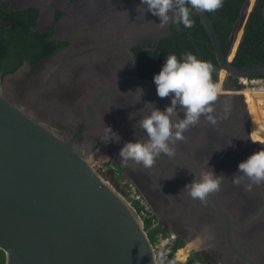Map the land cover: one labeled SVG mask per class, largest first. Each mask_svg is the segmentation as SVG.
Masks as SVG:
<instances>
[{"label": "water", "instance_id": "95a60500", "mask_svg": "<svg viewBox=\"0 0 264 264\" xmlns=\"http://www.w3.org/2000/svg\"><path fill=\"white\" fill-rule=\"evenodd\" d=\"M254 2H244L238 18V22L243 21L241 35L233 49L236 32L233 34L226 54L207 12L193 10L209 36L219 63L217 74L220 69L238 76L264 74V60L239 65L232 62ZM132 3L133 0L123 10L118 36L121 54L117 59L125 60L127 66L114 67L122 71L114 86L103 88L88 99L84 112L90 117L86 122H75L69 132L40 113L43 108L46 112L51 111L56 98H45L37 90L11 94V84L0 86V249L4 252V264H157L150 236L137 210L114 183L108 182L99 173L96 162L88 159L78 141V135L83 131L91 134V130L103 125L96 123L93 108L102 96L121 87L123 79L135 82L136 89L143 88L144 93H157L154 79L139 74L138 59L127 38V29L131 28ZM147 15L151 21V15L144 14ZM136 28L141 32L150 26L143 21ZM150 29L155 30L156 24ZM167 33L168 30H165L162 34ZM87 72L96 78L93 72ZM84 82L83 78L79 83ZM221 86L238 89L237 84L228 86L221 82ZM134 93L136 96L139 94L135 90ZM228 96L241 99L243 93L231 92ZM159 105V109L164 111L171 105V96L163 98ZM178 115L184 118L182 111H178ZM212 115L222 116L224 112L214 108ZM246 115L247 112L244 124L248 133ZM205 118L201 116L198 124L183 133V148L188 147V150H181L177 141L172 145L174 155L161 154L156 161L162 159L186 166L196 173L191 174L193 179H199V170L205 171L208 165L219 163L218 175L223 174L226 177L224 180L231 181L230 187H233L232 177L238 173L239 163L250 155L234 165L230 156L237 155L241 150L227 146L202 153V158L193 157L192 145L186 144H193L207 134ZM243 130L244 126L242 132L237 131L233 141L242 139L238 135L243 134ZM223 157L229 163L221 160ZM248 183L245 178L238 185L241 191L236 197L214 192L201 201V207L205 205L211 209L209 226L213 225L220 246L229 253L225 256V264H264V243H259L256 251L249 249L251 242L240 241L243 232L264 212V183L253 185L251 191L246 190ZM257 191L263 195L262 201L255 203V208H245L243 205L252 202ZM205 227H201L202 236L208 235V231L203 229ZM196 233L185 236V239L193 235L198 237ZM205 245L199 243L195 246L194 255Z\"/></svg>", "mask_w": 264, "mask_h": 264}, {"label": "flooded vegetation", "instance_id": "af4514ba", "mask_svg": "<svg viewBox=\"0 0 264 264\" xmlns=\"http://www.w3.org/2000/svg\"><path fill=\"white\" fill-rule=\"evenodd\" d=\"M0 1L6 3L4 6H0V10L4 9L5 11H14L15 13L22 10L23 12H20V14L26 13L29 17H33L32 19L36 28L43 33L46 32V38L41 39L40 43H35L36 46H38L34 55L36 56L35 58H37V61L33 62L27 57L22 58L21 61H19L20 63L18 66L13 71L6 72L3 76H0V86L11 84V94H14L15 92H18V94H24L36 90L37 86H45L50 83L53 85L62 84V86H64V84H69L71 92L66 96L65 100L52 96L53 98H56L54 104H58V102H60L63 104V107L58 104V108H51V111L48 110V112H46V109L43 108L40 110V113L44 114L46 117L50 118L63 128H66L69 132L72 130V125H74L75 122H86L89 120L90 116L84 112V107L86 106L88 99L91 98L97 91L114 86L119 74L122 73V71L119 69L116 71V74L112 75V68L114 69L116 66L120 68L121 66H127V62L125 60L117 59V56H119L120 53L119 51L106 53L98 50V48L102 45L104 46V43L109 40L111 42L115 41L113 43L118 44L120 47L118 36L123 17V10H126L132 0ZM245 1L246 0L243 1L227 37L228 40H231L230 42H232L233 34L237 32L239 26L243 23V21L238 22V18L242 13ZM260 3L263 4L260 12L264 21V0H255L251 12L254 7ZM131 9V21L129 22L131 28L127 29V34L132 32L134 36L133 34L131 36L128 35L127 38L129 39L130 45L136 56H138V53L141 52V49L145 50L155 48V45L159 42L160 38L171 33V28L174 25L176 27H179L180 25L175 23L173 19H170L167 25L160 27L159 17L154 16L151 12H148L146 5L141 4V0H133ZM109 11L117 17L114 29H110L107 33H103V31L92 28L95 25L92 22L97 21L98 18L99 20L103 19L107 16L104 12L108 13ZM144 14L151 15V21L148 20V15L144 16ZM192 14L195 13L192 12ZM169 15L172 17L173 13L170 12ZM114 20H116V18H114ZM143 21L147 23L150 28L155 23L156 31L149 28L139 32L136 27L141 25ZM197 24L198 26H202L198 16ZM181 25L183 24L181 23ZM202 29H204L203 26ZM165 30H168V33L163 35L162 33ZM23 35L26 34L23 33ZM48 43L51 44L53 50L49 54L43 55L45 51L44 48L48 46ZM80 52H87L89 55L93 56L94 59L86 62L85 64L73 62L72 58H77ZM8 66H10V64H8ZM86 67H88L87 71H91L97 75L96 78L92 79L95 83L94 88L92 91H89L87 87L88 96H86L87 99L83 102V104L78 106L73 105L72 107L67 108V101H69L71 97H74L76 93L79 95V91L81 92L83 88H85V84L77 83L71 80H77L80 76L79 72ZM139 74L144 77L153 78V76H148L147 74L142 73L140 69ZM218 75L219 73L217 74V79ZM257 75L264 76V74ZM219 78L220 80L218 84L220 85V90L223 92L220 91L218 96H221V98L214 102L213 108L221 109L224 112V115H213L217 120L215 125L211 124L205 118L206 127L204 129L207 134L205 133V136L202 139L195 140L193 144L186 145H192L193 157L201 158L204 157L202 153H211L212 150L216 151V149L220 147L230 146L240 148L241 152L237 155L232 154V156H230L233 164L235 165L236 161L244 159L247 155H251L256 151L264 149V117L261 119L252 117L250 105H248L249 103L247 104L248 101L243 93V89H227L226 91H234L241 94L243 93L246 104L243 98L240 99L234 96H228L231 92H226L221 87L222 81V83L225 82L228 86L235 85L238 75L225 71L224 74L220 73ZM10 79H13L14 83L11 82ZM127 80L128 79H123L124 83L122 82L123 84L121 87L105 94L99 99V102L101 100L108 102L113 99H109L107 97L110 96L112 98L115 95H119L117 96L116 101H114L121 110L120 114H117L116 110L113 113H110L109 111L107 112L105 110V105L102 109H99L102 104L99 102L95 109L93 108L96 116V123H101L103 125L91 130V134L83 131L80 135H78V141L81 143L83 152L87 155L88 153H92L91 151L93 150H99L101 153L107 154L108 156L104 164H110L113 166H109L112 175L115 177V173L119 172L123 176L131 179L135 183L138 190L146 196L154 213L158 217L161 228L164 230H173L177 235L178 241L182 240L187 244L196 236L194 237L193 235L190 239H185V236H191V234L196 232L201 234L203 233L201 227L206 226L203 229L208 231L209 236L206 235V237H203L205 242H207L205 246H201V250L198 254L205 256L215 264H225L227 259L225 256H228L229 253L222 247V245L220 246L218 234L215 232L213 225L209 226V224H211L209 221L211 218L209 215L211 209H208L205 205L201 207V201L199 199H192L186 190L182 191L186 184L193 181V178L189 173V168L169 163L168 161H164L162 159L157 160L151 168H145L142 165L136 166L131 162H129V166L121 164L119 152L123 145L126 142H135L139 138L146 139V132L138 127H135L139 120L142 119V115L148 114L151 109V106L145 105V103L152 102L155 107H157L163 99L160 98L157 93H144L140 100L139 94L136 96L134 93V90L136 91L135 82ZM70 83L73 87H70ZM124 84H126V86H124ZM65 95L66 94L64 93L62 96L64 97ZM253 102L255 101L252 100L251 103ZM257 105L258 108L263 111L264 116V102L261 101V103H257ZM246 106L249 110L248 117L246 116L248 121V133L245 125V112L247 111ZM130 114H135L132 119H129ZM70 117H72V119H70ZM237 118V123H235L234 119ZM231 121L233 122L232 126L234 129L230 126ZM106 126L111 127V129L119 135V141L111 140L105 143V141L102 140L105 137ZM243 126V134L238 135V137L242 139L233 141L234 136L237 137L236 132H242ZM97 129L98 131L95 132ZM178 142L181 150L189 149L188 147L183 148L182 140ZM212 144L216 147H211ZM221 160H224L225 163H229V161L225 160L224 157L223 159L221 158ZM218 168L219 163L208 165L207 168H205V171L213 170L218 175V172H220ZM222 188L223 182L220 186V190L218 191L219 194H221ZM235 189L241 191V188L238 185ZM168 195L173 197H166ZM262 197L263 195L259 191L255 192L253 201L249 202L251 208H255L257 202L262 201ZM251 230L258 231L257 233L261 235L259 240L264 241V212L254 222H252L251 226H249V229L246 231H248V234H251ZM245 242L250 241H243V243ZM189 248L190 254L191 252L194 253L195 246H190ZM249 249L257 251L259 249V243L255 242L252 245L250 243ZM260 251L261 250L258 252Z\"/></svg>", "mask_w": 264, "mask_h": 264}, {"label": "clouds", "instance_id": "9594fccd", "mask_svg": "<svg viewBox=\"0 0 264 264\" xmlns=\"http://www.w3.org/2000/svg\"><path fill=\"white\" fill-rule=\"evenodd\" d=\"M141 4L146 5L148 12L159 17L160 27H164L173 19L177 24L182 23L185 28H192L195 26L191 18L193 10L216 12L223 7L224 0H141ZM170 12L173 13L172 17L169 15ZM214 71L211 62L198 59L191 52H185L182 59H178L175 54H168L160 72L154 75L153 79L157 95L160 98L171 96V105L161 111L152 102L145 103L150 105L151 109L148 114L142 115V119L135 127L146 132V139L139 138L135 142H126L119 152L121 164L129 166L131 162L136 166L151 168L161 154L174 155L175 149L172 145L183 140V133L198 124L201 116H205L215 125L217 120L212 115L213 104L218 99L220 85L212 79ZM236 84L240 89L238 81ZM135 92L139 93L141 100L144 95L143 88L138 87ZM178 111L183 112L184 118L179 117ZM134 115L130 114L129 119ZM119 139V135L111 127L106 126L105 137L102 140L107 143ZM189 173L196 175L193 171ZM198 175L199 179H193L182 191L186 190L192 199H199L202 202L211 193L218 192L226 178L223 174L217 175L213 170H199ZM245 178L249 181L246 185L248 191H251L253 185L264 183V149L254 152L239 163L238 173L232 177L233 183L239 185ZM169 196L171 195L166 197Z\"/></svg>", "mask_w": 264, "mask_h": 264}, {"label": "trees", "instance_id": "16d2710c", "mask_svg": "<svg viewBox=\"0 0 264 264\" xmlns=\"http://www.w3.org/2000/svg\"><path fill=\"white\" fill-rule=\"evenodd\" d=\"M243 1L244 0H224L222 8L216 12H207L208 16L212 19L222 50L225 54L231 46V40H228L227 37ZM253 1L254 0H249L251 4ZM5 4V2L0 1V6H4ZM262 6L263 4L261 3L257 4L249 15L242 38L232 60L234 64L239 65L246 62L264 60V21L260 12ZM20 12L23 11L20 10L15 13L14 11L0 10V14H2L0 15V76H3L6 72L13 71L20 63L19 61L24 57H27L33 62L37 61V58H35L36 56L34 55L38 46H36L35 43H40L41 39L46 38V32L43 33L36 28L32 19L33 17H29L26 13L20 14ZM191 18L194 20V27L185 28L181 24L179 27L174 25L171 28V33L160 38L159 42L155 45V48L141 49V52L138 53L137 59L139 69L142 73L154 77V75L160 72L168 54H175L178 59H182L185 52H191L196 55L198 59L209 61L213 64L215 71L212 73V79L214 82H217V69L219 68V63L215 56L209 36L206 31L202 29V26H198L197 16L192 14ZM23 33L26 35H23ZM240 34L241 27H239L236 32L233 48L235 47ZM44 50L43 55H47L53 50V47L48 43V46H46ZM8 64H10V66H8ZM220 73L221 69L219 75ZM87 87L85 91L88 92V89L89 91L92 90V88L88 87L87 89ZM262 90H264V88H262ZM243 93L250 105L252 117L256 119L263 118V111L258 108L257 103H261V101L264 102V92L249 91L245 89ZM83 100H85V97ZM252 100L255 102L251 103ZM81 102L80 100H77L73 105L78 106ZM73 105L72 102H68L67 108L72 107ZM147 227L148 225L145 223V228ZM158 230H160L158 227L150 228L148 230L151 239ZM200 238L202 239L203 236H200L199 239ZM180 242H182V240H180ZM190 246H197L194 240L188 242L186 247L179 249L178 258L182 257L183 259V254ZM0 264H4V252L1 249ZM179 264L215 263L207 259L205 256L200 254L195 256L194 253L191 252L187 260L184 263Z\"/></svg>", "mask_w": 264, "mask_h": 264}, {"label": "rangeland", "instance_id": "374dc122", "mask_svg": "<svg viewBox=\"0 0 264 264\" xmlns=\"http://www.w3.org/2000/svg\"><path fill=\"white\" fill-rule=\"evenodd\" d=\"M105 14H107V16H105L103 19H101V20H99V18L97 19V21H95V22H92L93 24H95L92 28H94V29H97V30H99V31H103V33H107V31L105 30L106 29V27H107V25H104V21L106 20V19H108L109 17H110V11L108 12V13H106V12H104ZM140 21V20H139ZM239 27H241V32H242V27H243V23H242V25H240ZM239 29V28H238ZM132 33V32H131ZM138 35V34H137ZM241 35V34H240ZM105 36H106V34H105ZM134 36V35H133ZM132 36V37H133ZM109 42H111L110 40L109 41H106V43H104V46L102 45L100 48H98V50H100V51H103V52H106V53H111V52H113V51H115V52H118V49H119V46H118V44H114V43H109ZM115 42V41H114ZM107 44V45H106ZM106 45V46H105ZM106 47V48H105ZM104 48V49H103ZM234 49V48H233ZM111 50V51H110ZM117 57H119V56H117ZM92 59H94L93 58V56H91V55H89L87 52H80L79 54H78V57L77 58H72V61L73 62H75V63H86V62H89V61H91ZM87 69H88V67H86V68H84L81 72H79L80 73V75L82 76L83 74H85V76H79V78L77 79V80H71V81H74V82H77V83H79L80 82V80H82L83 78H84V83L83 84H85V88H83V90L80 92L79 91V95H78V93H76V95H74V97H71V101H67V103L68 102H72V105L74 104V102H76L77 100H80V102L84 99V97H85V100H83L80 104H83V102H85L86 101V99H87V91H85V89H86V87L88 86V87H90V88H92V90H93V88H94V82L91 80V79H94L93 77H91V76H89L88 75V72H87ZM117 70L114 68H112V75H114V74H116L117 72H116ZM87 72V73H86ZM69 75H71V74H69ZM77 77V76H76ZM89 77V78H88ZM218 78H219V75H218ZM10 81L11 82H13L14 83V81H13V79L11 80L10 79ZM70 81V82H71ZM236 81H237V79H236ZM264 81V76L263 75H255V76H250V77H241L240 78V80H238V82H239V84L241 85V88L240 89H243V90H249V91H262V92H264V90H262V89H260L261 87H262V82ZM219 82V81H218ZM217 82V83H218ZM124 86H126V84H124ZM70 87H73V85L70 83ZM38 92H40L42 95H44V96H48V97H58L59 99H63V100H65V98H66V96L68 95V94H70V92H71V88H69V84H64V86H62V84H60V85H53L52 83H50V84H48V85H43V86H37V89H36ZM92 90H90V91H92ZM223 90L224 91H226L225 90V88H223ZM229 90V89H228ZM221 91V90H220ZM221 92H223V91H221ZM226 92H234V91H226ZM66 94L64 97L62 96L63 94ZM117 96H119V95H115L114 97H107V98H109V99H113V100H110V101H108V102H106V101H104V100H101L99 103H102L101 104V106H100V108L99 109H102V107L105 105V110L108 112H110V113H113V112H115V110H116V112H117V114L119 113L120 114V109L118 108V106H117V103L115 102L116 101V99H117ZM243 99H244V97H243ZM115 100V101H114ZM245 100V99H244ZM51 101H53V100H51ZM74 101V102H73ZM53 102H55V101H53ZM245 102V104H246V100L244 101ZM263 102V101H262ZM110 103H111V105H110ZM115 103V104H114ZM38 104V103H37ZM58 104L59 105H63L62 103H60V102H58ZM58 104H53L52 106H51V108H55V107H59L58 106ZM247 104H248V102H247ZM249 105V104H248ZM39 106L41 107V108H43V106L39 103ZM246 108H247V114H249V110H248V107L246 106ZM73 112V111H72ZM264 117V116H263ZM232 128H233V126H232ZM234 129V128H233ZM96 131H98V129L97 130H95V132ZM253 131V130H252ZM231 132H232V130H231ZM254 132V131H253ZM211 147H216L214 144H212L211 145ZM92 153H88L87 155H88V157H89V159L93 162H96V169L100 172V174L105 178V179H107V181L108 182H110V183H113L114 181H113V176H112V172H110L109 171V169H110V167H113V166H111L110 164H104V162H105V160L107 159V154H103V153H101L99 150H97V151H95V150H93V151H91ZM110 166V167H109ZM123 175L122 174H120L119 172H116L115 173V177L117 178V179H115V180H119L121 177H122ZM116 181V182H117ZM230 183H231V181H223V188H222V191H221V194H224V195H226V193H227V196H235L236 197V195L239 193V191L238 190H236L235 188H236V184H235V186H233V187H230ZM243 206H246L245 208H249V207H251V205L249 204V203H246L245 205H243ZM251 214V213H250ZM262 231V230H261ZM253 232H258V231H254L253 230ZM200 236H202V234L200 235ZM260 234H259V239H260ZM199 237V236H198ZM198 237H196L195 239H194V242H195V244L198 246L199 245V243H202V241L204 240V238L203 239H199ZM204 237V236H203ZM260 241V243H264V241H261V240H259ZM187 245V244H186Z\"/></svg>", "mask_w": 264, "mask_h": 264}, {"label": "built area", "instance_id": "2783aa9c", "mask_svg": "<svg viewBox=\"0 0 264 264\" xmlns=\"http://www.w3.org/2000/svg\"><path fill=\"white\" fill-rule=\"evenodd\" d=\"M240 78L241 76H238L237 79L240 80ZM262 87H264V81L262 82ZM225 90L227 89L225 88ZM115 179L117 178L113 177V183L117 186L119 192L137 210L138 214L140 215L143 221L144 228L145 223H147L148 227L145 228V230L148 232L150 228H160V230L156 232L154 237L152 239L150 238L155 253L156 263H184L190 255V248L188 247L185 253L183 254V259L182 257L178 258V251L180 248L186 247V242L178 241L177 235L173 230H164L161 228L160 223L158 221V217L154 213L153 208L151 207L145 196L138 190V188L131 179L125 176H122L118 181Z\"/></svg>", "mask_w": 264, "mask_h": 264}, {"label": "bare ground", "instance_id": "6f19581e", "mask_svg": "<svg viewBox=\"0 0 264 264\" xmlns=\"http://www.w3.org/2000/svg\"><path fill=\"white\" fill-rule=\"evenodd\" d=\"M114 18H116V20H114ZM129 19H131V15H130V17H129ZM131 21V20H130ZM116 22H117V17L115 16V14H111V11H110V17L108 18V19H106L105 21H104V25H107V27H106V31H108V30H110V29H114V25H116ZM133 33H131V32H129L128 33V35L129 36H131ZM134 35V34H133ZM114 42V41H113ZM113 42H109V43H113ZM107 45V44H106ZM105 45V46H106ZM106 48V47H105ZM104 49V48H103ZM120 47H119V49H118V51L120 52ZM121 53V52H120ZM120 53H119V55H120ZM83 63V62H82ZM224 72H225V70L224 69H221V73L222 74H224ZM264 88V87H263ZM244 97V96H243ZM247 117H248V114L246 115ZM250 119H252V118H250ZM237 120H238V118L237 119H234V122L235 123H237ZM233 122L231 121V123H230V126H232L233 124H232ZM231 129V128H230ZM236 134H237V132H236ZM88 159H89V157H88ZM90 160V159H89ZM100 173V172H99ZM251 234L249 233L248 234V231H246L245 233H243V235H242V238H240V241H250L251 243H260V241H259V233H257V232H253V230H251ZM199 232H197V235H199L198 234ZM209 236V235H208ZM197 237V236H196ZM195 237V238H196ZM204 237H206V236H204ZM194 238V239H195ZM193 239V240H194ZM203 239V238H202ZM193 240H190V241H193ZM189 241V242H190ZM207 242V241H206ZM205 242V240H203L202 241V243H206Z\"/></svg>", "mask_w": 264, "mask_h": 264}]
</instances>
